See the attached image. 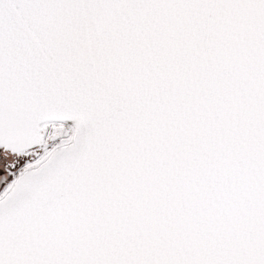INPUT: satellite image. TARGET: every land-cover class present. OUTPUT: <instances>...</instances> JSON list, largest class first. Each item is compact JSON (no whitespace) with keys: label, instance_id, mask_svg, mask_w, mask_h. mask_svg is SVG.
Instances as JSON below:
<instances>
[{"label":"snow or ice","instance_id":"snow-or-ice-1","mask_svg":"<svg viewBox=\"0 0 264 264\" xmlns=\"http://www.w3.org/2000/svg\"><path fill=\"white\" fill-rule=\"evenodd\" d=\"M0 264H264V0H0Z\"/></svg>","mask_w":264,"mask_h":264}]
</instances>
